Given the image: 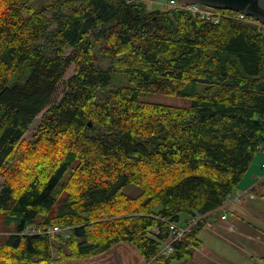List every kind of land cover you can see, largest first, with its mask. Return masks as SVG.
I'll list each match as a JSON object with an SVG mask.
<instances>
[{
  "label": "trees",
  "instance_id": "trees-1",
  "mask_svg": "<svg viewBox=\"0 0 264 264\" xmlns=\"http://www.w3.org/2000/svg\"><path fill=\"white\" fill-rule=\"evenodd\" d=\"M148 3L0 0V264H71L119 245L143 264L189 262L204 222L164 255L168 223L220 219L264 155L260 27ZM252 191L264 198V181Z\"/></svg>",
  "mask_w": 264,
  "mask_h": 264
},
{
  "label": "crops",
  "instance_id": "crops-1",
  "mask_svg": "<svg viewBox=\"0 0 264 264\" xmlns=\"http://www.w3.org/2000/svg\"><path fill=\"white\" fill-rule=\"evenodd\" d=\"M253 165L254 163L250 166L238 188L241 192L237 191L243 195L242 202L232 201L227 204L225 209L228 214L227 220H222L221 217L220 219L210 220V226L204 228L227 237V241H224L227 247L236 251L243 245L241 242L247 240L248 245L253 250V259L243 260L240 264H250V262L260 264V262H264V205L260 204V196L252 191L257 183V178L260 176V167L255 169ZM232 213L236 217L235 220L230 219ZM202 231L199 234L202 246L196 250L194 257L189 262L178 261L180 264H218L220 262L216 259V253L214 252V249L220 250L219 243L201 239ZM141 262L143 263V260ZM141 262L139 264H142ZM221 263H223L222 260ZM234 264H239V262H234Z\"/></svg>",
  "mask_w": 264,
  "mask_h": 264
},
{
  "label": "rangeland",
  "instance_id": "rangeland-1",
  "mask_svg": "<svg viewBox=\"0 0 264 264\" xmlns=\"http://www.w3.org/2000/svg\"><path fill=\"white\" fill-rule=\"evenodd\" d=\"M47 2H50V1H47ZM47 2H45V3H47ZM168 3H169V0H149L148 9L150 11L162 10L166 7V5ZM73 74H74V67H72L68 71L66 79L71 77ZM64 89H65L64 85H61L60 89L58 90V93H56L55 101L59 100L62 97V95L64 93ZM145 100L150 101V102H155V103L181 106V107H188L189 106L188 100H185V99H182V98H179L176 96H172V95H167V94H151ZM42 115L43 114H40L38 116L37 120L35 121V123L30 128L29 133L25 136L26 140H30L32 138V134H33L34 130L37 129V126H38V124L42 118ZM263 162H264V155H259L256 158V160L254 161V165H253L254 168L257 169V167H260L259 175L262 174V172H261L262 166L261 165ZM3 182H4V180L0 178V185ZM238 192H241V191L238 190ZM238 192H237V194H240ZM126 193L137 194V193H140V190L138 189L136 191L132 188H128L126 190ZM259 199L261 201L260 204L264 205V198H262L260 196ZM235 218H236L235 215L232 213L230 216V219L235 220ZM184 225H180V226H184ZM201 234H202L201 239H204L206 241H217L219 243L220 250L217 251L216 249H214V252L216 253V255H215L216 259L220 260V262L218 264H234V262H239V264H240V262H242L243 260L249 261V260L253 259V254H252L253 250L248 245L247 240H245L244 242H241L243 245L240 247V249H242V250L239 249L238 251H236L235 249H229L227 247L226 243L224 242V241H227V237L222 236L219 233L217 234L213 230L204 229ZM117 260H119V262ZM221 260L223 261V263H221ZM141 261L142 260L138 256V253L133 248L127 247L125 245H119V246L115 247L113 249V251H111L110 253H108L104 256L97 257L95 259L77 261V262L71 263V264H125V262H126V264H131V263L139 264ZM53 264H65V263H53ZM172 264H180V263L178 261H175ZM250 264H252V262H250ZM260 264H264V262H260Z\"/></svg>",
  "mask_w": 264,
  "mask_h": 264
},
{
  "label": "built area",
  "instance_id": "built-area-1",
  "mask_svg": "<svg viewBox=\"0 0 264 264\" xmlns=\"http://www.w3.org/2000/svg\"><path fill=\"white\" fill-rule=\"evenodd\" d=\"M137 1H140V0H127L128 3H133V2H137ZM166 6L191 11L193 13L199 14L203 19L210 20V21H213L215 23H219L220 19L223 17L221 13L202 8L201 6L181 5L177 0H170ZM234 14H235V18H237L238 20L256 24L258 27H260V29L262 30V32L264 34V24L258 22L257 20H255L253 18L247 17L246 15H244L242 13H237V14L234 13ZM262 170H263V174H261L257 178V182H263L264 181V163L262 164ZM231 202L232 201L229 200L227 202V204H229ZM234 202L241 203L242 202V195H237L236 198L234 199ZM222 219H224V220L227 219V214H224L222 216ZM201 222H204L205 226H208V222H206L205 216H203V215L192 219L191 221L187 222L184 226H179V225L174 224V223H168V225L170 227V231L172 232V234L174 236V239L172 242L168 243L162 249L161 253L164 255H169V254L173 253L172 243L177 241V240H183L186 233L191 231L196 225H198ZM68 230H69L68 227L67 228L54 227V228L48 229L46 231V233L54 236L55 234L67 232ZM155 231L158 232L157 229ZM37 232L41 233V231H39L36 227L29 226L27 229V233H37Z\"/></svg>",
  "mask_w": 264,
  "mask_h": 264
},
{
  "label": "water",
  "instance_id": "water-1",
  "mask_svg": "<svg viewBox=\"0 0 264 264\" xmlns=\"http://www.w3.org/2000/svg\"><path fill=\"white\" fill-rule=\"evenodd\" d=\"M178 2L181 5H200L214 10L242 13L264 24V0H179Z\"/></svg>",
  "mask_w": 264,
  "mask_h": 264
}]
</instances>
